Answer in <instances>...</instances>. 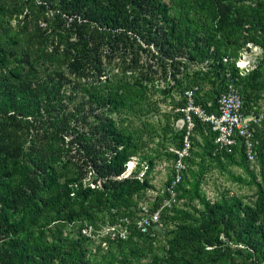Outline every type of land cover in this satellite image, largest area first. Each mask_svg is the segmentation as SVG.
Masks as SVG:
<instances>
[{
    "label": "trees",
    "instance_id": "16d2710c",
    "mask_svg": "<svg viewBox=\"0 0 264 264\" xmlns=\"http://www.w3.org/2000/svg\"><path fill=\"white\" fill-rule=\"evenodd\" d=\"M247 45L260 52L241 75ZM230 83L245 115L264 113V0H0V264H264V120L250 162L195 119L177 203L152 235L133 224L169 197L171 168L146 199L181 148L185 91L217 113ZM158 98L172 111L148 121ZM212 171L251 196L210 199ZM123 218L124 240L81 233Z\"/></svg>",
    "mask_w": 264,
    "mask_h": 264
},
{
    "label": "built area",
    "instance_id": "2783aa9c",
    "mask_svg": "<svg viewBox=\"0 0 264 264\" xmlns=\"http://www.w3.org/2000/svg\"><path fill=\"white\" fill-rule=\"evenodd\" d=\"M250 51L244 50L240 57L235 61L236 67L240 74L244 75L254 68V61L259 54V49L252 45H247ZM226 61V60H224ZM197 88L185 91L187 104L184 108L176 109V112L182 113V122L185 127L182 135L181 148L170 151L174 152L177 159L170 165L173 172V179L166 192L169 197L164 200L162 205L154 211H150L146 204L140 206L138 218L134 221V226L142 234H151L152 231L160 225V214L165 207L170 208L172 204L177 203L176 187L182 181L183 174L187 169L185 159L189 156L191 150V137L195 127V119L201 123L208 125L213 133L216 134L214 144L219 150L231 152L233 147L240 139L243 142L245 155L248 161L252 162L256 158V146L258 141L255 139L256 128L261 127L264 120V113L258 116L245 115L243 112V99L237 87L230 83L226 85L225 90L217 98V113L207 112L201 105L195 102V92ZM130 164L133 167H130ZM136 166V159L133 158L127 163L126 169L121 178L130 176ZM143 171L138 174V178H142ZM93 187L92 184H90ZM100 185V183H98ZM129 220L127 218L119 219V222L113 226H104L102 229L95 231L93 227H85L81 233L94 240L110 239L112 241L120 239L124 240L129 235L127 228ZM101 246L106 249L107 243L101 241Z\"/></svg>",
    "mask_w": 264,
    "mask_h": 264
},
{
    "label": "rangeland",
    "instance_id": "374dc122",
    "mask_svg": "<svg viewBox=\"0 0 264 264\" xmlns=\"http://www.w3.org/2000/svg\"><path fill=\"white\" fill-rule=\"evenodd\" d=\"M144 57H146V55L143 54ZM157 96H155L156 99ZM160 99V100H159ZM166 102H163L161 100V98H158L157 101V106H158V110L157 112H154V115H149L146 117V120L154 122L157 119H161L162 122H165L164 120V115L166 113H170L172 110L170 108V106L168 104H166ZM182 121L178 120V121H173L172 123V127L177 129H180L182 127ZM135 125H141V122L137 121L135 122ZM151 149L155 148V145H150ZM130 167H133V165H131ZM170 169V165L167 162H159L153 172L151 173L152 176V184L155 187V191H149L147 193V198L146 199H150L153 200V198L156 195V191L161 189L166 178H167V174L169 172ZM234 171L236 173H240V170H236L234 169ZM227 178L224 176H220V174H218L216 171H212L211 173H208L206 175V183L203 185L202 189L205 191L206 195L210 198L213 199L216 195H218L219 193H221L223 190L225 189H229L231 191V193L235 194V195H241V196H251L252 191L247 189V188H239L238 185H236L235 183H231L226 181ZM106 226V225H104ZM101 226L100 228L102 229ZM100 242V241H98Z\"/></svg>",
    "mask_w": 264,
    "mask_h": 264
}]
</instances>
